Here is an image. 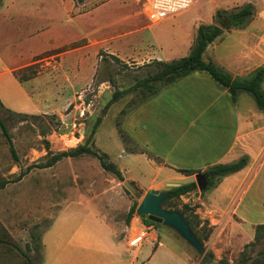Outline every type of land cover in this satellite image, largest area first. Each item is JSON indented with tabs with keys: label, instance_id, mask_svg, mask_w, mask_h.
<instances>
[{
	"label": "rangeland",
	"instance_id": "374dc122",
	"mask_svg": "<svg viewBox=\"0 0 264 264\" xmlns=\"http://www.w3.org/2000/svg\"><path fill=\"white\" fill-rule=\"evenodd\" d=\"M251 1L253 0H203L191 9L152 24L143 14L144 0H131V6L140 16L138 28L146 27L137 30L132 36H135L140 52L144 55L152 54L151 57H145L143 62L141 58L129 59L122 63H116L109 57L106 62L100 60L91 85L79 91L72 104L57 115L24 117L1 112L16 158L12 157L0 128V184H4L0 186V238L18 245L33 260V264H41L40 247H36L32 242L30 234L34 232L37 237L47 231L57 219L65 202H80L88 207V211L85 206L69 209L68 214L63 216L69 219L56 231L58 234H70L80 227V224H83V229L88 233L103 234L102 228L94 222V217L105 218L124 233L129 232L128 241L137 236L148 237L142 243L138 260L134 264H142L144 261V264H206L204 258L170 228L160 223L146 224L143 222L146 219H140L135 212L130 221L125 222L130 206L138 205L145 194L140 186L146 187L156 175L155 169L146 163L144 156L130 151L147 149L146 141H149L154 149L159 148L162 140L166 142L169 134L164 133L160 127L154 129L153 123L156 116L166 111L163 107L176 100L183 106V114H195L199 108H206L204 116L199 117L193 127H188L190 132H200L206 138H193V145L196 146L193 148L194 152L191 155H182V164H179L184 167L200 165L201 161L211 159L216 149L214 146L220 140L221 134L214 126L213 119L217 112L216 106L224 98L227 102L234 101L227 95L221 100H216L212 89H219L218 85L203 72L183 77L172 85L162 87L154 96L130 107L128 105L132 101L138 100V93L126 90L133 85L134 76L145 74L146 68L143 65L151 60L167 62L186 56L192 44L191 42L188 45V42L193 41L199 24L218 25L222 18L216 15L217 12L226 16L246 4H251ZM252 6L251 21L243 27L224 30L219 38L207 46L203 54L205 61L210 60L228 72L229 64L238 58L248 60L251 57L264 64V7L261 3ZM125 13L126 10L120 5L112 3L103 9L97 23H107ZM133 24L130 21L118 29H128V26L132 27ZM113 32H116V26L104 30L102 34ZM115 46L116 44H112V47ZM254 50L259 53L256 54ZM87 53L91 57L93 49H89ZM88 59L87 55L84 59V71L87 69ZM109 76L112 77L115 88L125 93L106 108L114 91L108 82ZM187 90H192L194 95L181 99L179 94ZM199 91L202 92L197 93ZM245 96V100L248 98L252 102L250 96ZM225 105L228 107V103ZM187 107L189 109L186 110ZM122 110L126 112L121 115ZM225 113L229 114L226 121L233 122V114ZM96 120H99V123L87 145L106 154L107 161L119 170L122 180L104 171L97 159L90 155L64 158L51 167L32 168L25 172L28 166L42 164L48 160L46 147L55 154L84 144ZM186 125L187 122H184V127ZM221 132L224 134L223 144H228L233 130L226 125ZM187 135L183 142L188 139ZM258 149L259 152L248 170L249 175L247 172L246 182H252L251 189L237 206L236 214L243 219L239 223L230 224L229 232L224 223L232 208L231 196H225L224 208L219 209L208 204L203 205L195 192L174 199L170 205L164 207L185 213L193 230L203 238L202 245L213 260L237 264L245 257L248 258L245 264H264V232L258 242L253 240L254 227L264 221V139L259 141ZM255 171L257 173L254 175ZM20 172H25V175L17 180ZM131 179L137 181L138 186L132 183ZM124 181L132 183L133 192L123 185ZM75 209H78L80 214L72 216ZM238 233L242 235L239 236ZM246 235H251L252 239H248ZM37 243L39 244L38 241ZM157 243L162 246L155 248ZM249 243L252 245L244 247ZM125 249L123 246V250ZM146 256L151 257L149 261L144 258ZM0 259H3V264H26V260L5 243H0Z\"/></svg>",
	"mask_w": 264,
	"mask_h": 264
},
{
	"label": "crops",
	"instance_id": "0c3cea01",
	"mask_svg": "<svg viewBox=\"0 0 264 264\" xmlns=\"http://www.w3.org/2000/svg\"><path fill=\"white\" fill-rule=\"evenodd\" d=\"M115 2L125 9L126 13L116 17L114 19L116 23L111 20L98 24L97 19L103 9ZM138 18L140 16L131 6V0H81L80 2L75 0H0V105H2V110L28 117L57 115L72 104L79 91L94 81L96 67L100 62V56H98L100 51L117 57L121 62L135 58H141L143 62L145 57H151L152 54L144 55L140 52L137 40L135 36H132L137 33V30L146 28H138L140 24ZM130 21L134 23L132 27L118 29ZM114 26H116V32L102 34L104 30ZM191 42L192 40L188 42V45ZM112 44L116 46L112 47ZM89 49H93L91 57L87 53ZM87 55L89 61L84 71V59ZM256 60L251 57L248 60L234 59L228 67L230 72L225 70L233 78H245L256 68H264V64ZM28 69H32L34 74L22 79L17 76L18 73L26 74L25 71ZM198 73L194 72L186 77ZM218 88L220 90L212 89L216 100H221L225 95L230 97L226 89L220 85ZM262 88L264 89V83ZM188 95H194L192 90L182 91L179 94L181 99ZM245 95L244 92L239 93L234 102L230 100L227 102L228 100L224 98L216 106L217 112L213 119L214 126L221 134L220 140L214 146L216 149L210 160L205 159L200 165L192 167L179 164H182L180 163L184 157L182 155H191L194 152L193 148L196 146L193 145V138H206L200 132L188 130V127L191 128L197 123L199 117L204 116L206 108H199L195 114H183V106L176 100L170 101L169 106H164L163 109L166 111L156 116L153 127L154 129L160 127L164 133L169 134L166 142L162 140L159 148L154 149L149 141H146L147 149L133 152L144 156L146 163L154 168L156 173L146 187L140 186V188L145 192L150 189L164 191L168 188L169 190L171 187L167 184L170 180H182L185 177L180 170L193 176L204 172L211 166L247 157L248 162L241 170L222 178L211 192L198 194V199L203 205L208 204L217 209L224 208L225 196H231L230 206L232 208H230V215L224 225L229 232L230 224L241 222L243 218L237 216V206L251 189L252 182H246L247 172L259 152V141L264 139V113L257 109L253 100L252 102L248 98L245 100ZM225 103H228V107ZM194 111L196 112L195 109ZM225 112L233 114V122L226 121L229 114ZM184 122H187L185 127ZM226 125L233 130V133L228 144L224 145V138H222L224 134L221 131ZM186 135L188 139L183 142ZM256 173L257 171L254 175ZM130 181L138 186L137 181L132 179ZM80 206L88 209L80 202H65L57 219L55 218L56 220L54 219L49 229L39 236L41 264H134L138 260L142 243L148 237L135 246H130L129 232L124 233L119 227L107 222L105 218L94 217L99 218L94 222L102 228L103 234L88 233L83 229V224L67 235L56 232L69 219V217H63L64 214L67 215L69 209ZM76 213H79L78 209H75L72 216ZM257 225H264V221ZM240 234L237 235L241 236ZM246 236L252 239L251 235ZM161 246L162 244L157 243L154 247ZM13 249L24 258L15 248ZM147 256L144 258L149 261L151 257L147 258ZM2 260L0 259V264H3Z\"/></svg>",
	"mask_w": 264,
	"mask_h": 264
},
{
	"label": "trees",
	"instance_id": "16d2710c",
	"mask_svg": "<svg viewBox=\"0 0 264 264\" xmlns=\"http://www.w3.org/2000/svg\"><path fill=\"white\" fill-rule=\"evenodd\" d=\"M76 2H80L81 0H75ZM219 17L221 16L222 20L218 25L215 24H199L192 44L189 48V52L186 56L181 57L179 59L171 60V61H161V60H151L147 64H144L145 71L144 75L142 76H134L133 77V85L127 89L126 91H137L138 93V100L132 101L128 106L137 105L139 103L144 102L151 96H154L160 88L173 84L175 81L188 76L194 72H203L207 74L213 81H215L218 85L222 88L226 89L230 95L232 101H235L238 94L244 92L248 94L252 100L254 101L257 109L264 113V89L262 88V84L264 82V68L259 67L253 70L247 77L239 78V77H232L224 68L219 67L212 61H205L203 59V54L209 44L219 38L224 30H230L232 28H239L245 26L249 23L253 16V6L251 4H246L239 10L235 12H231L226 16L221 15L219 12L216 13ZM100 56V60L102 62H106V58L109 57L112 61L116 63H122L117 57L113 55L103 54L101 52L98 53ZM142 66V67H143ZM28 73L24 75H20L18 73V77L20 79L26 77L27 75L34 74L32 69L26 70ZM109 84L114 88V91L111 94L110 100L106 104V108H108L111 104L118 101L121 96L125 93V91L119 90L115 88L114 82L112 77H108ZM4 112L8 115H19L14 114L8 110H2V105H0V113ZM125 110L121 111V115L125 114ZM26 117V115H20ZM99 120H96L90 135L86 142L82 145H79L73 149L61 151L55 154H52L46 147V155L49 156L48 160L42 164H33L26 168L25 172L29 171L32 168H39L44 169L53 166L56 162L64 159V158H76L83 155H90L97 159L99 162L100 167L107 172L114 174L118 179L122 180L119 170L115 167V165L109 161H107L106 154L100 153L93 148L87 145V141L91 137V135L95 131V127L98 125ZM0 128L2 131L3 136L6 138L9 151L13 158H16L15 150L13 148L11 138L7 132L5 123L0 115ZM133 153L134 151H130ZM247 162L246 157H241L240 159L225 163V164H217L214 166L209 167L205 170L204 173L210 176L209 184L205 190L201 192L204 193L205 191L209 190L210 188H214L215 185L224 177L233 174L239 170H241ZM25 172H20L17 180H20L24 175ZM180 172L185 176H190L191 174L186 171ZM132 184V183H131ZM4 184L1 183L0 186ZM197 187L194 182L180 185L179 187L171 188L168 190V198L166 201L162 203V207L164 208L166 205H170L171 201L181 196L189 193V192H196ZM137 204L130 206L126 216L125 222L128 223L132 218L133 213ZM165 209V208H164ZM167 211H174L179 212L185 216L188 221L189 227L192 232L197 236L198 240L202 243V237H199L197 233L193 230L189 218L185 215L184 212L178 210H171L165 209ZM146 224H153L149 220H143ZM262 232H264V225H257L254 230V242H258L262 236ZM32 242L39 246L37 241H39V236H35L34 232L30 234ZM207 234H205V238ZM0 243H6L13 248H15L26 260L27 264H33V260L24 252L22 251L16 244L11 242L8 239L0 238ZM252 243L245 244L244 247L250 246ZM248 258H242L237 264H245ZM221 263L225 264L221 261Z\"/></svg>",
	"mask_w": 264,
	"mask_h": 264
},
{
	"label": "water",
	"instance_id": "95a60500",
	"mask_svg": "<svg viewBox=\"0 0 264 264\" xmlns=\"http://www.w3.org/2000/svg\"><path fill=\"white\" fill-rule=\"evenodd\" d=\"M209 180L210 176L203 172L197 173L193 176L184 177L182 180H170L167 185L168 187L175 188L180 185L194 182L197 187L195 194L198 196L200 192L206 189ZM123 185L130 191H134V188L128 181H124ZM168 195V190H147L137 205L135 214L140 219L160 223L173 230L189 247L204 258L206 264H223L219 261L213 260L211 256L206 253L204 246L190 229L188 221L183 214L174 211H167L162 207V203L167 200Z\"/></svg>",
	"mask_w": 264,
	"mask_h": 264
},
{
	"label": "built area",
	"instance_id": "2783aa9c",
	"mask_svg": "<svg viewBox=\"0 0 264 264\" xmlns=\"http://www.w3.org/2000/svg\"><path fill=\"white\" fill-rule=\"evenodd\" d=\"M201 1L203 0H144L143 14L149 23L156 24L172 17L179 12L191 8ZM259 3H261L264 7V0L251 1V5ZM143 239L144 238L139 236L134 237L129 241V245L135 246Z\"/></svg>",
	"mask_w": 264,
	"mask_h": 264
}]
</instances>
